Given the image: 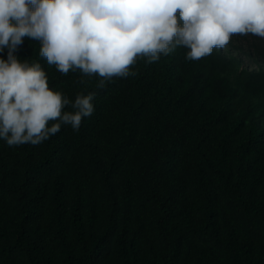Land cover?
Masks as SVG:
<instances>
[{"label":"trees","instance_id":"trees-1","mask_svg":"<svg viewBox=\"0 0 264 264\" xmlns=\"http://www.w3.org/2000/svg\"><path fill=\"white\" fill-rule=\"evenodd\" d=\"M39 46L16 55L94 111L38 145L0 140V264H264V39L141 58L102 87Z\"/></svg>","mask_w":264,"mask_h":264},{"label":"clouds","instance_id":"clouds-1","mask_svg":"<svg viewBox=\"0 0 264 264\" xmlns=\"http://www.w3.org/2000/svg\"><path fill=\"white\" fill-rule=\"evenodd\" d=\"M233 35L264 39V0H0V140L38 145L62 126L78 131L94 111V93L70 100L49 87L41 63L18 58L25 38L61 74L79 71L102 87L134 76L138 59L184 48L200 60Z\"/></svg>","mask_w":264,"mask_h":264}]
</instances>
